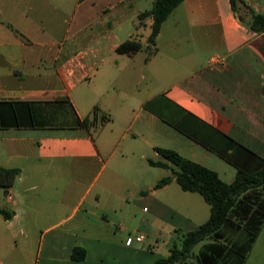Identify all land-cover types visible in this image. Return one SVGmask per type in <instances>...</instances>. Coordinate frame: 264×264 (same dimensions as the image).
<instances>
[{
    "label": "crops",
    "instance_id": "crops-1",
    "mask_svg": "<svg viewBox=\"0 0 264 264\" xmlns=\"http://www.w3.org/2000/svg\"><path fill=\"white\" fill-rule=\"evenodd\" d=\"M249 2L264 13V0ZM139 13L135 0H0V100L15 102L21 121L0 127V166L20 169L0 188V206L13 211L0 212V264L29 255L34 264H154L211 206L202 211L175 178L139 182L137 156L167 161L151 165L167 170L163 178L176 168L157 147L173 149L227 182L235 175L226 180L216 165L226 168L218 151L229 137L264 157V35L231 0H182L156 53L151 29L139 51L118 52ZM88 116L93 124H80ZM149 196L146 220L137 209ZM258 241L246 264H264Z\"/></svg>",
    "mask_w": 264,
    "mask_h": 264
},
{
    "label": "trees",
    "instance_id": "trees-1",
    "mask_svg": "<svg viewBox=\"0 0 264 264\" xmlns=\"http://www.w3.org/2000/svg\"><path fill=\"white\" fill-rule=\"evenodd\" d=\"M182 0H154L150 9L139 13L137 28L146 25L150 19V34L147 38L150 54L157 52V37L162 23ZM234 11L246 7L243 0H231ZM250 22L239 15L242 22L259 34L264 32V13L247 7ZM143 44L137 37L124 40L117 47L120 53L132 54L139 51ZM95 106L92 113L99 112ZM110 120L104 116L103 123ZM89 116L80 120L82 125H92ZM21 121L15 102L0 100V127L19 126ZM157 151L178 169L173 175L161 178L156 187L168 184L173 178L183 190L200 193L211 206L209 218L195 229L182 235L181 246L171 248L167 258H160L154 264H191L193 249L200 242L211 239L202 246L194 257L193 264H246L254 243L264 226V157L238 140L229 137L228 147L218 151L219 155L236 168L231 182L223 180L217 171L197 161L181 155L173 149L157 147ZM151 165L169 167L167 161L149 160ZM19 168L0 166V188H10L18 175ZM0 212L11 218L13 211L2 208ZM86 250L75 247L74 259H83Z\"/></svg>",
    "mask_w": 264,
    "mask_h": 264
},
{
    "label": "rangeland",
    "instance_id": "rangeland-1",
    "mask_svg": "<svg viewBox=\"0 0 264 264\" xmlns=\"http://www.w3.org/2000/svg\"><path fill=\"white\" fill-rule=\"evenodd\" d=\"M153 2H154V0H135V6L137 8H139V10L141 12V11L150 9L152 7V5H153ZM243 3L246 5V7L240 8L239 11H238V14L239 15H242L245 18V21L246 22H250V16L247 15V13L249 12V9L247 7L250 6L254 11H256V10L250 4L249 0H243ZM136 20L138 21V18H136ZM149 31H150V27L149 26L147 28L145 26H143L141 28H137L136 27V30H135V27H133L131 29V32L133 33V36L134 37H137L139 39L142 38L141 32H144L146 34ZM124 36H127V35L124 34L123 37ZM161 159H163V157H161ZM220 161H222V160L220 159ZM223 163H224V165L226 167L225 169H222V167L221 166H218V165H216V168H218V170L220 171V174L223 176V178H225L226 180H230L232 178L231 177L232 174L235 175L236 168L232 164L227 163L225 161ZM175 168L178 169L177 166H175ZM108 171H109L108 168H106V169H104L102 171L101 176H100V179H99V182L103 180L104 175ZM137 171H139V172H137ZM134 172L137 175V177H135V176L134 177L137 178L139 180V182L151 183V182H157L158 180H160L162 178V176L167 173V170H165L163 168H158V167H155V166H151V164H149L146 159H140V157L137 156L136 159H135ZM126 186H127V181L126 180H120L119 181V187H121L122 189H124ZM1 190H3V188H1ZM2 193L3 192H1V194ZM187 194L190 195L189 197L193 198L194 203L195 204H198L199 208L202 207L201 208L202 211H203V209H206V207H209L208 204H207V202L201 196V194H199L197 192H192V193H187ZM128 198L130 200H132V197H129L128 196ZM0 199L2 200V197H0ZM150 199H151V197L149 196V197H144L143 200L138 201V204H139L138 206L139 207L137 209V213H138V215L140 217L141 216L144 217V219L147 218V215L148 214L143 211V207L152 208V206L150 204ZM200 204H201V206H200ZM80 215H83V211H81L78 216H80ZM109 216L112 217L111 214H109ZM94 219L98 220V222H100V223H103V221H104L103 220L104 218H101V216H99L97 218H94ZM199 220H202V219H199ZM146 224H147V221H144L142 223V228H145ZM258 237H259V241H258V243L256 244V246L254 248L255 251H256V253H258V251H261V249L264 248V226H263L260 234L258 235ZM181 240H182V238L180 239V241L177 240V243L171 245L172 248L175 247V246L180 247L181 246ZM206 241H209V240H206ZM199 244H201L200 246H202L203 243H199ZM196 246L193 249V255H194V257H195V255L197 253L196 252V249H197ZM194 257L191 258V259H189V263H191V264L194 263ZM34 263H35V255H33V256L32 255L31 256L29 255L28 258H27L26 264H34Z\"/></svg>",
    "mask_w": 264,
    "mask_h": 264
},
{
    "label": "built area",
    "instance_id": "built-area-1",
    "mask_svg": "<svg viewBox=\"0 0 264 264\" xmlns=\"http://www.w3.org/2000/svg\"><path fill=\"white\" fill-rule=\"evenodd\" d=\"M263 35H264V32H263ZM9 196H10V194H9ZM131 242H132V238L129 237V238L127 239V243L130 244Z\"/></svg>",
    "mask_w": 264,
    "mask_h": 264
}]
</instances>
